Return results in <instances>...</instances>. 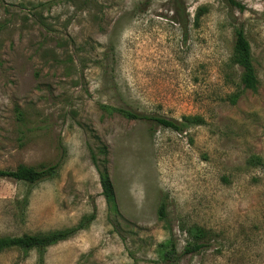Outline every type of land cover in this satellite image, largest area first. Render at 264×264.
Returning a JSON list of instances; mask_svg holds the SVG:
<instances>
[{
	"label": "rangeland",
	"instance_id": "rangeland-1",
	"mask_svg": "<svg viewBox=\"0 0 264 264\" xmlns=\"http://www.w3.org/2000/svg\"><path fill=\"white\" fill-rule=\"evenodd\" d=\"M234 1L242 7L0 0V168L62 157L55 176L33 185L0 178V236L69 226L95 209L87 228L46 249L43 264H165L169 239L177 251L185 244L182 223L216 236L176 264H264V165L249 160L264 159V0ZM237 26L250 43L255 90L230 62ZM101 104L205 122L177 132ZM101 146L113 204L91 161L92 152L104 157ZM161 196L167 224L157 217ZM36 261L35 249L0 252V264Z\"/></svg>",
	"mask_w": 264,
	"mask_h": 264
},
{
	"label": "trees",
	"instance_id": "trees-1",
	"mask_svg": "<svg viewBox=\"0 0 264 264\" xmlns=\"http://www.w3.org/2000/svg\"><path fill=\"white\" fill-rule=\"evenodd\" d=\"M232 4L242 7L238 2L229 0ZM177 19L184 25L188 23V13L185 8L179 9L177 6L174 9ZM199 13H196V19ZM230 62L237 65L241 69L240 83L243 88L255 90L258 86V78L253 65L252 53L250 43L245 35L241 26L234 28V40ZM233 100V99H232ZM107 112H118L129 119H144L152 121L162 127L173 129L177 132H182L190 125L203 124L204 118L200 115H184L181 119L167 118L164 116H157L146 114L136 110L114 107L111 105L101 104L100 106ZM18 119H22L23 112L16 109ZM101 153L104 157L98 159L95 153H91V161L94 164L101 186V193L103 194L106 202L113 204L114 201V188L106 168V154L107 149L104 146L100 147ZM62 157L59 156L58 160L53 163L28 165L24 163L17 164L14 168H0V178L10 177L17 181H22L28 185H33L44 179L52 178L57 174L60 167ZM252 163L264 165V159L257 155H252L249 159ZM27 203V194L19 201V206L22 207ZM95 217V209L89 214H85L79 220L69 226L40 231L36 233H22L20 235H2L0 236V252L10 249L19 248L24 252L30 249H35L37 253L36 264H43L46 249L59 241L66 240L74 236L80 230L88 227L90 222ZM157 217L159 220L167 224V204L165 196L159 198L157 206ZM180 230L186 233V240L182 250L177 251L172 241L169 239V247L162 254V259L165 264H176L178 260L187 254H193L202 251L209 247L215 239V232L201 225L191 224L180 225Z\"/></svg>",
	"mask_w": 264,
	"mask_h": 264
}]
</instances>
